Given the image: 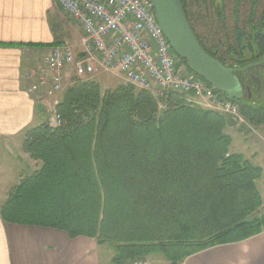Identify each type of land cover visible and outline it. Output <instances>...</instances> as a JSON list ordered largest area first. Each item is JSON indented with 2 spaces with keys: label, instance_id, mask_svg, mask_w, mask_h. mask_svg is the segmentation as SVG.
I'll list each match as a JSON object with an SVG mask.
<instances>
[{
  "label": "trees",
  "instance_id": "trees-1",
  "mask_svg": "<svg viewBox=\"0 0 264 264\" xmlns=\"http://www.w3.org/2000/svg\"><path fill=\"white\" fill-rule=\"evenodd\" d=\"M180 2L200 45L226 67L264 51V0ZM231 101L248 124L264 125V111ZM231 125L185 94L79 79L52 120L25 131L23 151L39 168L10 190L0 218L109 244L114 264L155 254L182 264L243 242L264 232L262 169L230 153Z\"/></svg>",
  "mask_w": 264,
  "mask_h": 264
},
{
  "label": "crops",
  "instance_id": "crops-1",
  "mask_svg": "<svg viewBox=\"0 0 264 264\" xmlns=\"http://www.w3.org/2000/svg\"><path fill=\"white\" fill-rule=\"evenodd\" d=\"M82 38L80 28L55 0H0V208L7 199L1 194L8 196L11 184L27 176L21 169L33 173L39 168L23 151L25 131L52 120L54 107L79 79L95 81L103 90L124 83L116 77L122 83L110 84L105 80L110 74L101 70L80 78L70 66L62 73V92L54 97L39 98L28 91V73L54 48L68 46L75 56H84ZM259 133L264 140V125ZM254 146L253 158L264 157V141ZM257 166L263 176V167ZM101 246L86 237L71 239L62 231L5 223L0 218V264H114V251L101 253ZM146 260L165 264L152 255ZM182 264H264V232L205 250Z\"/></svg>",
  "mask_w": 264,
  "mask_h": 264
},
{
  "label": "built area",
  "instance_id": "built-area-1",
  "mask_svg": "<svg viewBox=\"0 0 264 264\" xmlns=\"http://www.w3.org/2000/svg\"><path fill=\"white\" fill-rule=\"evenodd\" d=\"M83 34L84 56L68 46L54 48L27 75L28 91L41 98L63 90L62 73L72 66L80 78L98 70L153 96L185 94L187 103L245 124L239 107L191 73L172 51L150 0H55ZM57 118L51 121L53 126ZM132 264H149L135 260Z\"/></svg>",
  "mask_w": 264,
  "mask_h": 264
},
{
  "label": "water",
  "instance_id": "water-1",
  "mask_svg": "<svg viewBox=\"0 0 264 264\" xmlns=\"http://www.w3.org/2000/svg\"><path fill=\"white\" fill-rule=\"evenodd\" d=\"M150 2L172 51L185 62L188 70L213 91L240 102L242 85L236 73L245 71L255 64H249L244 68L226 67L200 45L187 21L180 0H150Z\"/></svg>",
  "mask_w": 264,
  "mask_h": 264
},
{
  "label": "rangeland",
  "instance_id": "rangeland-1",
  "mask_svg": "<svg viewBox=\"0 0 264 264\" xmlns=\"http://www.w3.org/2000/svg\"><path fill=\"white\" fill-rule=\"evenodd\" d=\"M219 2V0H217ZM108 77H105L106 81L110 82V84H113L116 86L118 83H122V81L116 79L113 75H107ZM106 87V86H103ZM111 87V86H109ZM113 87V86H112ZM246 121V120H245ZM261 128H263V125L259 127H253L247 122L245 124H234L229 126L226 129V133L231 136L232 144L230 147V153L233 154H242L246 159L251 161L255 165H261L263 167L264 171V157L262 156H256L253 158L254 155V145H262L263 144V138L260 136L259 139V133L261 131ZM258 133V135H257ZM22 172H24V175H30L32 172H29V169L27 167H23L21 169ZM17 182H14L11 184V187H14ZM258 190L262 197V206L258 210V215L264 214V173L261 179L257 182ZM2 196L6 194H1ZM101 253H105L108 251H113L109 244H104L101 246ZM152 257L162 258L165 264H169L160 254L152 255ZM112 264V263H111Z\"/></svg>",
  "mask_w": 264,
  "mask_h": 264
},
{
  "label": "flooded vegetation",
  "instance_id": "flooded-vegetation-1",
  "mask_svg": "<svg viewBox=\"0 0 264 264\" xmlns=\"http://www.w3.org/2000/svg\"><path fill=\"white\" fill-rule=\"evenodd\" d=\"M264 51L257 50L252 62L243 65L255 64L245 71L236 73L242 85L241 103H249L256 110L264 111Z\"/></svg>",
  "mask_w": 264,
  "mask_h": 264
}]
</instances>
